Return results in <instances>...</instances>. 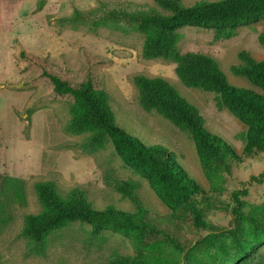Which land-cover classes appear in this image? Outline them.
<instances>
[{
  "label": "rangeland",
  "instance_id": "1",
  "mask_svg": "<svg viewBox=\"0 0 264 264\" xmlns=\"http://www.w3.org/2000/svg\"><path fill=\"white\" fill-rule=\"evenodd\" d=\"M212 1L216 0H180L183 7ZM36 6L37 0H0V264H116L125 256L147 264H264V240L254 244L252 237L255 209L264 206V153L228 161L210 180L190 134L142 107L134 77L168 80L199 109L205 127L238 154L243 151L246 125L218 105L215 93L184 85L175 62L144 58L145 36L131 22L92 25L94 18L112 9L169 12L155 0H46L41 11ZM75 9L95 13L85 21H60ZM178 34L181 54L209 55L228 83L261 91L233 74L231 67L243 64L242 51L264 60L260 41L264 20L237 28L229 39H217L213 29L190 26ZM45 71L72 86L90 78L109 93L119 127L172 152L204 189L199 198L201 221L196 222L190 210L174 217L148 181L123 165L110 141L93 149L91 133L68 131L73 98L57 94ZM4 177L10 181L3 182ZM46 180H53L63 196L81 188L97 209L113 205L135 211L141 205L148 210L146 224L151 229L130 234L104 229L95 235L90 224L75 222L36 247L21 236V230L26 214L42 210L34 186ZM120 182L134 184L136 196L119 192ZM239 190L246 192L239 194L244 216L238 221L234 195ZM167 237L181 249L169 246Z\"/></svg>",
  "mask_w": 264,
  "mask_h": 264
},
{
  "label": "trees",
  "instance_id": "2",
  "mask_svg": "<svg viewBox=\"0 0 264 264\" xmlns=\"http://www.w3.org/2000/svg\"><path fill=\"white\" fill-rule=\"evenodd\" d=\"M155 1L169 13L163 15L154 11L112 9L101 14V18H94L92 25L120 20L131 22L134 29L145 36L142 46L144 58L175 62V72L184 85L215 93L218 105L225 107L246 125L243 151L238 154L223 137L205 127L199 109L168 80L144 75L134 77L142 107L190 134L201 167L206 176L213 180L219 175L217 170L222 165L226 166L228 161L264 153V60H256L248 52L242 51L239 58L243 64L231 67L233 74L246 78L260 88V92L232 85L227 82L224 71L213 57L179 52L178 30L186 26L213 29L217 39H229L237 28L264 20V0H216L188 7H183L180 0ZM45 2L37 0L36 10L41 11ZM93 13L75 9L72 16L60 21H85ZM260 41L264 43V35ZM44 75L49 78L57 94L73 98L71 119L66 127L68 131L91 133L89 143L93 149H100L110 141L123 165L148 181L150 188L174 217L181 210H190L195 214V221H201L203 212L199 207V198L204 195L202 185L176 161L175 155L167 148L147 144L119 127L107 91L97 88L90 78L78 86H72L66 79L52 73L45 71ZM8 181L10 178L4 177L3 182ZM116 187L125 196H136V186L130 182H120ZM34 189L42 210L24 216L21 236L36 247L44 246L52 234L75 222L90 224L95 235L104 229H113L122 234H130L135 229L145 233L151 229L146 224L148 210L141 205L135 211L113 205L97 209L81 188H74L63 196L53 180L39 181ZM245 192L239 190L234 195L238 221L244 216L239 194ZM14 194L21 198L17 189ZM255 211L252 218L255 222L252 233L254 244L264 240V206L256 207ZM166 242L171 247L181 249L180 244L171 237H167ZM116 264L147 263L134 256H125L120 257Z\"/></svg>",
  "mask_w": 264,
  "mask_h": 264
}]
</instances>
